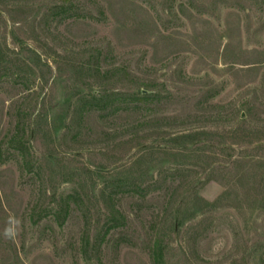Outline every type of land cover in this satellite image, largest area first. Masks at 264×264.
<instances>
[{"label":"rangeland","instance_id":"374dc122","mask_svg":"<svg viewBox=\"0 0 264 264\" xmlns=\"http://www.w3.org/2000/svg\"><path fill=\"white\" fill-rule=\"evenodd\" d=\"M156 245L264 264V0H0V264Z\"/></svg>","mask_w":264,"mask_h":264},{"label":"trees","instance_id":"16d2710c","mask_svg":"<svg viewBox=\"0 0 264 264\" xmlns=\"http://www.w3.org/2000/svg\"><path fill=\"white\" fill-rule=\"evenodd\" d=\"M60 9H61L60 14L67 13V10L65 9L64 6H61ZM17 127H18V130H19L17 132V134H20L21 133V128L19 127V125ZM12 141L16 142V144H14V146L18 150H20V152L22 154H24V152L28 151V147L25 145L23 139L22 140L21 139H19V140L12 139ZM66 213H67V210L62 211V214H64V217H65ZM152 254H153L154 264H165L164 248L161 245H156V247L152 250Z\"/></svg>","mask_w":264,"mask_h":264}]
</instances>
